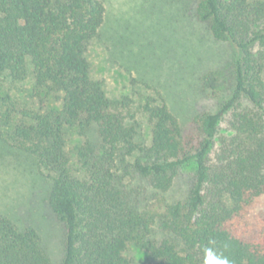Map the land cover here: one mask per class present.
Returning <instances> with one entry per match:
<instances>
[{
  "label": "trees",
  "instance_id": "obj_1",
  "mask_svg": "<svg viewBox=\"0 0 264 264\" xmlns=\"http://www.w3.org/2000/svg\"><path fill=\"white\" fill-rule=\"evenodd\" d=\"M197 14L237 52L235 92L192 132L164 100H148L147 146L127 103L92 77L87 52L105 24L102 0H0V84L29 79L61 100L60 109L34 112L0 95V126L52 182L50 205L67 229L63 264H132V247L151 264H202L209 241L231 264H264V215L255 211L264 196V0H200ZM203 84L215 91L219 78L209 73ZM228 115L232 133L214 154ZM67 129L88 137L75 161ZM189 166L196 173L183 200L147 204L130 189L140 178L167 193ZM0 264L53 263L37 230L0 215Z\"/></svg>",
  "mask_w": 264,
  "mask_h": 264
},
{
  "label": "rangeland",
  "instance_id": "obj_2",
  "mask_svg": "<svg viewBox=\"0 0 264 264\" xmlns=\"http://www.w3.org/2000/svg\"><path fill=\"white\" fill-rule=\"evenodd\" d=\"M106 20L99 36L87 52L92 77L100 82L107 96L127 103L126 111L139 130L138 141L150 146L151 125L142 106L162 99L188 132L194 121L217 113L236 89L237 52L231 44L217 40L209 25L197 14L200 0H102ZM215 73L219 84L207 90L203 78ZM0 95L34 112L61 108L58 94L39 90L33 81L4 79ZM5 102H2L0 109ZM230 115L220 125L214 154L220 138L230 135ZM66 149L75 161L79 147L88 139L75 129L65 132ZM89 139L98 144L93 132ZM10 128L0 126V215L11 219L22 230L35 229L53 264H63L66 225L50 205L52 182L34 158L17 148ZM195 166L180 171L172 189L159 193L147 180H130V189L147 204L159 200L185 199L194 183ZM255 211L264 215V196ZM155 237L165 235L158 228ZM132 264H151L148 254L132 247L127 254Z\"/></svg>",
  "mask_w": 264,
  "mask_h": 264
},
{
  "label": "clouds",
  "instance_id": "obj_3",
  "mask_svg": "<svg viewBox=\"0 0 264 264\" xmlns=\"http://www.w3.org/2000/svg\"><path fill=\"white\" fill-rule=\"evenodd\" d=\"M214 243V241H209L208 246L203 248L202 264H231L227 256L216 250Z\"/></svg>",
  "mask_w": 264,
  "mask_h": 264
}]
</instances>
